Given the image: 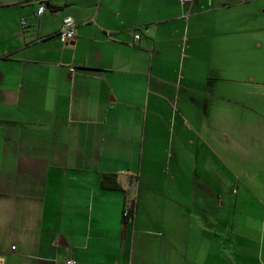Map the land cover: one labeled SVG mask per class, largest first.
<instances>
[{"label":"crops","instance_id":"0c3cea01","mask_svg":"<svg viewBox=\"0 0 264 264\" xmlns=\"http://www.w3.org/2000/svg\"><path fill=\"white\" fill-rule=\"evenodd\" d=\"M192 3L0 0V264H264V0Z\"/></svg>","mask_w":264,"mask_h":264},{"label":"rangeland","instance_id":"374dc122","mask_svg":"<svg viewBox=\"0 0 264 264\" xmlns=\"http://www.w3.org/2000/svg\"><path fill=\"white\" fill-rule=\"evenodd\" d=\"M192 2L193 1H190L188 3L193 4ZM187 129H190L189 126ZM240 137L244 139V142L239 144L243 148L245 156L251 160L242 161L241 166L237 167V171H240L247 176V180L252 183L253 188H257L256 192L262 197V200L264 201V119H260L258 122H256L254 129H246L245 133H242ZM232 153L233 148L231 147V154ZM231 188H235L237 190L239 186L237 184H232ZM240 191L245 190L241 188ZM238 196L246 199L247 203H255L251 200L250 195L246 194L245 192L239 194ZM234 198L235 194L231 190L230 200ZM249 211H252L254 213V217L257 220H259L260 218V220L262 221V227L264 228V203H262L260 206H256L255 208H250ZM260 230H262L261 227ZM258 231L259 230L255 231L254 237H256ZM244 236L248 237V234L245 233ZM262 243H264V236L262 238ZM246 244L248 247V240H246Z\"/></svg>","mask_w":264,"mask_h":264},{"label":"built area","instance_id":"2783aa9c","mask_svg":"<svg viewBox=\"0 0 264 264\" xmlns=\"http://www.w3.org/2000/svg\"><path fill=\"white\" fill-rule=\"evenodd\" d=\"M190 1L194 0H182L183 3H188ZM46 10V6L42 5L40 6L38 10V14H42ZM25 23V21L23 22ZM58 38L63 43H69L72 42L76 37V23L73 17L68 16L64 19L63 25L61 29L57 33ZM135 39H140V34L135 33L134 34ZM131 210L130 208H125L124 216L129 217L131 216ZM66 264H77V262L74 259H68Z\"/></svg>","mask_w":264,"mask_h":264},{"label":"trees","instance_id":"16d2710c","mask_svg":"<svg viewBox=\"0 0 264 264\" xmlns=\"http://www.w3.org/2000/svg\"><path fill=\"white\" fill-rule=\"evenodd\" d=\"M102 188H105V189H119L120 188V183L118 181V175L115 174V173H106L103 175V178H102ZM131 210V213H132V210H133V213H134V209H130ZM132 216V214H131ZM124 217V221L125 223L128 222L129 218L131 217Z\"/></svg>","mask_w":264,"mask_h":264}]
</instances>
